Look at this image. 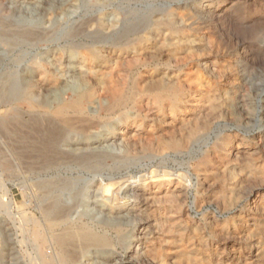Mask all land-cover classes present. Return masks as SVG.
Instances as JSON below:
<instances>
[{
    "label": "rangeland",
    "instance_id": "1",
    "mask_svg": "<svg viewBox=\"0 0 264 264\" xmlns=\"http://www.w3.org/2000/svg\"><path fill=\"white\" fill-rule=\"evenodd\" d=\"M0 198V264H264V0H0Z\"/></svg>",
    "mask_w": 264,
    "mask_h": 264
},
{
    "label": "bare ground",
    "instance_id": "2",
    "mask_svg": "<svg viewBox=\"0 0 264 264\" xmlns=\"http://www.w3.org/2000/svg\"><path fill=\"white\" fill-rule=\"evenodd\" d=\"M210 2V1H209ZM217 2V1H216ZM221 6V5H220ZM210 10V9H209ZM159 23V22H158ZM157 23V24H158ZM159 25V24H158ZM167 26H169V25H167ZM143 38H144V36H142ZM125 38H126V36H125ZM136 39V38H135ZM138 39V38H137ZM130 43V42H129ZM133 44V43H132ZM123 46H124V44H123ZM125 46H127V45H125ZM119 47V46H118ZM121 47V46H120ZM158 49V48H157ZM160 50V49H159ZM150 52V51H149ZM91 54V53H90ZM139 55V54H138ZM132 56V55H131ZM86 57V56H85ZM55 65V64H54ZM42 69V68H41ZM40 71V70H39ZM94 72V71H93ZM88 73V72H87ZM86 76V75H85ZM95 77V76H94ZM99 78V77H98ZM89 79V78H88ZM97 79V78H96ZM99 80V79H98ZM63 86V85H62ZM101 87V86H100ZM69 89H71V88H69ZM73 91H74V94H75V99L74 100H70V101H72V102H65V101H61V100H59V98H57V100H55V102L54 103H51L50 101H47V100H44V101H37V100H34L33 98H28L27 99V104L30 106V107H32V108H34V107H41V108H46V109H49L50 111H51V113H53L55 116H60V117H62L63 118V123L64 124H67V120H69V119H65V117L66 116H68V114H70V113H77V114H85L86 113V109L83 107V105H82V103H83V101H84V99H85V95L84 94H82V92H80V90H79V88H77V87H74L73 89H72ZM100 90V89H99ZM63 93V92H62ZM85 93V92H84ZM178 96V95H177ZM23 99V98H22ZM102 99V98H101ZM15 102H19L20 101V99H16V100H14ZM67 101V100H66ZM176 102V101H175ZM187 103V102H186ZM188 104V103H187ZM28 106V107H29ZM85 106V105H84ZM94 106V105H93ZM92 107V106H91ZM107 108V107H106ZM40 109V108H39ZM117 112V111H116ZM76 115V114H75ZM81 120H82V118H81ZM84 120H86V119H84ZM70 122V121H69ZM84 122V121H83ZM86 122V121H85ZM88 122V121H87ZM67 125H69V124H67ZM81 125H82V123H81ZM64 147L65 148H67L65 145H64ZM68 149V148H67ZM61 150V149H60ZM93 152V151H92ZM68 153V152H67ZM71 154V153H70ZM139 160V159H138ZM166 177V176H165ZM141 178V177H140ZM162 178V177H161ZM153 182V181H152ZM114 186V185H113ZM130 197V196H129ZM150 198V197H149ZM142 200H143V198H141ZM151 199V198H150ZM0 200H1V198H0ZM146 201V200H145ZM56 202V201H55ZM2 202H0V205H3V204H1ZM57 203V202H56ZM53 204V203H52ZM59 204V203H58ZM141 204V203H140ZM53 206V205H52ZM56 206V205H55ZM58 206V205H57ZM57 206H56V208H57ZM60 206V205H59ZM1 208L0 209H2V206H0ZM4 207V206H3ZM55 208V207H54ZM61 208V207H60ZM62 209V212H63V208H61ZM59 210V209H58ZM138 210V209H137ZM71 211V210H70ZM71 213V212H70ZM48 214V213H47ZM60 214H61V211H60ZM65 215V214H64ZM61 217V216H60ZM112 218V217H111ZM57 219V218H56ZM110 220V219H109ZM150 222V221H149ZM72 223V222H71ZM115 223V222H114ZM91 225V224H90ZM149 226V225H148ZM158 226V225H157ZM53 227V226H52ZM159 227V226H158ZM89 229V226L87 227V226H82L81 228H80V232H79V235H78V238H80V240H82L84 243H87V244H90V246L92 247V245H91V243L92 244H96V245H102L103 243H105L106 242V240H105V242H104V240L101 238V237H99L98 235H96L95 233L93 234L90 230H88ZM116 229V228H115ZM156 229H158V228H156ZM146 230V229H145ZM148 231V230H147ZM264 231V230H263ZM75 232V231H74ZM117 232V231H116ZM144 232V231H143ZM149 233V232H148ZM141 234V233H140ZM139 234V235H140ZM69 235V234H68ZM119 235V234H118ZM39 234L38 233H36V234H34V237H36V239L38 240V238H39ZM61 237V236H60ZM68 237V239L70 238L69 236H67ZM67 237H63V239H60V240H57V241H59V242H64L65 240H67ZM72 237H74V236H72ZM77 237V236H76ZM29 238V237H28ZM56 238V237H55ZM58 238V237H57ZM143 238V237H142ZM137 239V238H136ZM73 240V239H72ZM74 240H76V239H74ZM81 242V241H80ZM134 242V241H133ZM144 242V241H143ZM124 243V242H123ZM57 244V243H56ZM68 244V243H67ZM61 245V244H60ZM86 245V244H85ZM84 245V246H85ZM105 245H106V243H105ZM36 246H38V245H36ZM87 246V245H86ZM85 246V247H86ZM101 247V246H100ZM104 247V246H103ZM37 248V247H36ZM83 248V247H82ZM93 248V247H92ZM102 248V247H101ZM105 248V247H104ZM86 249V248H85ZM86 251V250H85ZM144 251V250H143ZM36 253V252H35ZM143 253V252H142ZM141 254V253H140ZM149 254V253H148ZM131 256V255H130ZM129 256V257H130ZM128 257V258H129ZM132 257V256H131ZM137 257V256H136ZM122 258V257H121ZM138 258V257H137ZM70 259V258H69ZM130 259V258H129ZM136 259V258H135ZM62 260H63V262L65 261V259H63L62 258ZM147 261V260H146ZM127 262V261H126ZM130 262V261H129ZM131 263V262H130ZM139 263H142V262H139ZM151 264V263H150Z\"/></svg>",
    "mask_w": 264,
    "mask_h": 264
}]
</instances>
